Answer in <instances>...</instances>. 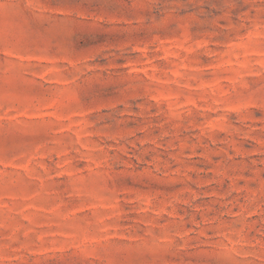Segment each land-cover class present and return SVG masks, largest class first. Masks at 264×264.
<instances>
[{
    "label": "rangeland",
    "instance_id": "374dc122",
    "mask_svg": "<svg viewBox=\"0 0 264 264\" xmlns=\"http://www.w3.org/2000/svg\"><path fill=\"white\" fill-rule=\"evenodd\" d=\"M0 264H264V0H0Z\"/></svg>",
    "mask_w": 264,
    "mask_h": 264
}]
</instances>
